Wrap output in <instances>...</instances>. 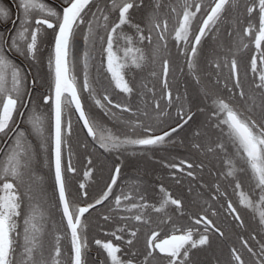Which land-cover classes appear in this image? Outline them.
<instances>
[{
  "label": "snow or ice",
  "instance_id": "obj_1",
  "mask_svg": "<svg viewBox=\"0 0 264 264\" xmlns=\"http://www.w3.org/2000/svg\"><path fill=\"white\" fill-rule=\"evenodd\" d=\"M14 9L0 2V23L11 22L10 28L0 30V264H64L66 255L62 252L63 237L59 234L54 235L53 247L45 254L44 236L49 234L50 209L35 195L36 151L20 126L25 121L38 138L40 152L51 157L56 191V203L51 208L59 211L63 225L62 229L53 225L52 230L67 236L72 253L69 264H88L86 214L91 215L97 206L107 207V214L101 216L105 224L120 225L104 235L130 248L139 231L133 230L130 222L151 227L153 221L146 210L158 214L155 228L147 236L146 255L140 264H151L154 254H162L166 264H192V250L210 247L213 237L225 236L221 227L209 218L217 216L215 205L219 198L226 197L221 184H216L209 193L204 211L190 218L194 226L178 227V221L167 210L169 206L182 210V201L173 198L163 184L159 186L163 195L158 206L148 203L139 179L132 185L118 184L123 167L120 160L110 169L109 182L98 198L89 201V192L84 190L86 185L80 183L78 195L83 200L82 204H75L71 185L77 168L67 145L72 120L66 114L70 111L78 114L86 136L105 154H143L175 143L174 134L189 125L196 112L185 108L183 94L173 93L169 49H175V54L184 59L199 84L201 78L196 75V69L204 41L210 35L215 37L226 23L230 27L226 34L234 45L225 48L218 44L213 49L209 67L214 69V78L202 89L210 103L198 109L205 114L204 127L217 134L213 138L204 133L203 141L193 147L222 160L227 167L224 176L233 178V193L239 205L251 210L253 218L258 213L257 229L248 238L238 237V246L229 249L227 264H264V0H64L60 11L44 0H14ZM140 9L145 16L134 22L133 16ZM125 29L133 34L129 35ZM49 31L47 74L42 79L39 74L30 75L31 69L20 67L14 58L21 56L37 62ZM81 38L83 82L78 85L73 52ZM246 38L254 43L255 51L248 68L241 73L236 54L241 47H249L244 43ZM145 48L150 49V55L145 54ZM94 51L100 57L99 68L108 74L112 87L126 99L138 97L137 103L114 102L107 89L98 95L89 74ZM149 62L160 63L162 78H159L158 91L144 81L138 88L132 83L133 73ZM151 75L157 77L155 71ZM244 80L251 81L247 91ZM81 91L87 92L95 106L125 131H113L90 116L81 100ZM37 94L47 112L35 103ZM173 108L175 126L170 124L168 130L161 128L157 133L156 128L171 118L169 110ZM195 135L200 137L201 133ZM229 145L234 153L228 152ZM237 161L245 167L238 169ZM87 164L89 167L83 172L85 180L91 178L94 170L90 154ZM165 167L173 170V178L176 172L184 173L188 169L187 177L196 179L194 169L202 171L204 164L181 160L166 163ZM241 171L248 175L247 192L241 189L237 176ZM226 212L236 227H245L230 199L226 201ZM161 229H170L172 234L158 239ZM125 233L131 239L125 241ZM94 243L104 250L110 264H133L132 259H122L120 243H114L113 239H95Z\"/></svg>",
  "mask_w": 264,
  "mask_h": 264
},
{
  "label": "trees",
  "instance_id": "obj_2",
  "mask_svg": "<svg viewBox=\"0 0 264 264\" xmlns=\"http://www.w3.org/2000/svg\"><path fill=\"white\" fill-rule=\"evenodd\" d=\"M147 2V0H146ZM145 16L143 9L137 10L133 16L134 22L141 21ZM129 35H132L130 29H125ZM230 31L229 24L226 23L221 26L220 32L213 36H209L203 44V53L199 59L196 69V75L200 76V83L197 84L193 79V73L189 72L184 59L175 54V49H169L170 55V74L169 80L171 81V87L173 93L179 92L185 96L184 105L185 108H191L193 112H196V116L189 125L177 134H174L173 140L175 143L166 144L162 148H157L151 150L152 155L143 154L132 155L130 153H125L123 155L105 154L103 150H97L96 146L91 143V139L86 136L85 130L82 128L81 122L77 119V114L74 111L68 112L72 120V133L67 139V145L71 149V156L73 158V165L76 166L77 172L72 174V199L77 205L82 204L83 198L78 195L80 189L79 184L84 178L83 171L89 167L87 164V159L89 154L93 160L94 170L91 178L85 180L86 185L84 190L89 192V201L94 198H98L102 194V189L105 188L106 183L109 182L110 169H112L115 162L118 160L123 161V167L121 170V177L118 180V184L132 185L134 181L139 179L141 184V190L146 197L148 203L157 204L161 199L162 193L159 190L160 184L173 195V198H178L182 201V210H177L175 206H169L168 214L173 216L177 221L178 227L184 226H194L190 218L196 217L198 213H201L206 208L204 204L205 200H209V193L214 191V186L216 184H221V191L226 193L225 198H219L215 207L217 211V216L209 218L222 228L225 236L220 238L219 236L213 237L211 246L199 249H194L190 253V258L192 264H227L229 259V249L232 246H238V237L243 235L248 238V235L253 230L257 229L258 213L256 218H253L251 210L243 208L239 205L238 197L233 193V178L225 177L224 173L227 171V167L222 162L219 157L207 155L203 151H198L194 144L201 143L204 139V133L215 138L216 132L210 131L205 124V114L198 111L199 108H205L206 104L210 101L204 98L202 89L211 84V80L214 78V69L209 67V62L213 59V49L216 48L218 44H223L225 48L234 45V41L229 39L227 32ZM242 31V29H241ZM51 41V39L49 38ZM83 43V39L81 38ZM244 43H248L249 47L247 49L240 48L239 52L236 54L238 60V66L243 73L249 65L250 57L255 51L254 43L249 41L247 38ZM84 44V43H83ZM138 47H144L143 45H137ZM235 50V49H234ZM145 54L150 55V49L145 48ZM43 65H45L43 63ZM97 68V67H96ZM90 70L93 71L91 65ZM98 72V68L95 69ZM155 71L157 77H152L151 73ZM44 76V72H42ZM41 75V78L42 77ZM107 75V73H106ZM135 80L134 86L139 87L141 81L147 84L149 88H155L159 90L160 83L159 78H161V67L160 63L157 62L153 65L151 62L147 63L142 69H137L133 73ZM175 76V79H173ZM245 90L247 91L248 85L251 83L249 80L243 81ZM98 84H96V87ZM105 89L108 90L110 96L116 101H125L127 103H137L138 97L133 96L130 99H126L125 96L119 91L109 88L108 81L105 83ZM98 90V88H97ZM215 91V90H214ZM103 91L98 90V95L102 94ZM84 98L87 101L86 112L95 117L99 122L106 125L109 129L113 131H125L117 125L111 117L105 116L103 111L95 106L93 101L89 98L88 93L84 91ZM47 112V110H44ZM171 118L164 121L161 127L156 128V132H160L161 128L163 130L168 129V125L174 126L172 121L175 119V109H170ZM207 111V109H205ZM127 118V116L125 117ZM26 122V121H25ZM26 134H28V139L31 140L33 148L36 151V158L34 162V175L36 178L34 181L35 195L39 202L49 207V220H48V232L49 234L44 236V245L47 255V250H51L54 244V235H62L61 248L62 252L66 254L64 259V264H69L68 257L72 255L71 246L69 244L67 236H63L62 232H53V225L57 228L62 229L63 225L60 223L61 216L58 210L51 208L52 205L56 203V191L54 185V174L53 169L50 164V154L41 153L39 150V141L35 134L31 133V126H24ZM200 132L201 136L197 137L195 133ZM87 144L88 148L85 149L84 145ZM234 148L229 145L228 152L234 153ZM67 153V149H65ZM181 160H188L189 162L198 165L203 163L204 169L195 170L196 179L187 177L185 169L184 173L176 172L175 178L172 175V169L165 167L166 163H179ZM245 166L237 161V168H244ZM76 176V177H74ZM238 178L241 182V189L248 191L247 185L248 175L246 172L241 171L237 173ZM73 177L75 180H73ZM114 192H118V189H114ZM232 200L233 204L237 207L241 214V218L245 222L244 228L236 227L235 221L227 216L226 212V201ZM106 205L109 202H105ZM224 205V207H220ZM149 214V218L153 221L151 227L144 225L142 223L132 224L130 222V227L137 231V236L133 239V246L130 248L125 243L117 242L111 236H105L104 232H111L116 227H119V223L109 222L107 224L101 219L103 214H107V207L97 206V210L93 211L91 215H87L88 224V264H110L106 258V253L103 249L95 245V239H113L114 243H120L121 247V257L123 260L128 259L133 260V264H140L146 255V241L147 236L153 228H155V221L158 219V214H155L151 209L146 210ZM103 229V231L101 230ZM202 231V226H201ZM170 229H161L160 234L165 235L170 233ZM119 235V233H118ZM131 239V237L125 233L124 240ZM135 254V255H133ZM152 259L151 264H160L161 262L166 264L164 260H160V256H155ZM247 260V256L245 255Z\"/></svg>",
  "mask_w": 264,
  "mask_h": 264
},
{
  "label": "flooded vegetation",
  "instance_id": "obj_3",
  "mask_svg": "<svg viewBox=\"0 0 264 264\" xmlns=\"http://www.w3.org/2000/svg\"><path fill=\"white\" fill-rule=\"evenodd\" d=\"M0 2H3L6 6L13 8V11H15V9H14V0H0ZM44 2L47 3L50 7L56 9L57 11H60L61 10V5L63 3V2H60V0H44ZM10 27H11V22H9L7 24L0 23V30H4V29L10 28ZM49 38L51 39V32L50 31H49L47 40L45 41L43 47L41 48V51L38 54L37 62L33 63V62H30V61L24 59L21 56H16L14 58L15 63H17L22 68L31 69L30 75L32 73H36V74H39L40 75V74H42V72H44V76L42 74V77H43L42 79H46V74H47V58L49 56V47H50V43H51V41L49 40ZM81 42H82V40L79 39L78 42H77V44H76V46H75V48H74V52H73V56H74V59H75L74 74L77 77V83H78V85H81L82 82H83V63H82V56H83V53H84V44L81 43ZM92 55L95 57V59L91 60L90 63H89L90 79L95 82V86H96V84H98L97 88H98L99 91L100 90L103 91L105 89V83H106V81H108L109 88L111 89V91L116 90V89H114L112 87L110 81L107 79L108 74L106 75V72H104L103 69H100L99 68L100 57H99L98 53L94 51V52H92ZM43 63L45 65H43ZM91 65L93 67V71L90 70ZM96 67L98 68V72L95 71V69H97ZM160 76L162 78V73H161ZM126 78H127V74H126ZM40 91H43V89H41ZM117 91H119V90L117 89ZM81 99H82V102L85 105V111H86V109H87V105H86L87 104V101L84 98V91H81ZM114 102H118V101L114 100ZM35 103L40 104L41 109H44V110H47L48 111V109L41 103V101L39 99V94H37ZM81 124H82V122H81ZM20 126L21 127H24V126H30V125H28L27 122H24V123H21ZM166 130H168V129H166ZM157 133H159V132H157ZM152 154H153L152 151H147L146 152V155H152ZM72 163H73V158H72ZM53 174H54V172H53ZM74 177H76V176H74ZM74 177H73V180H75ZM84 181H85V179H83L81 183H84ZM156 205L158 206V202H157ZM171 233L172 232H170L168 234H165V235H161L160 234L159 237H158V239H161V238H163V237H165V236H167V235H169ZM88 252H89V249H88ZM160 260H163L162 259V254L160 256ZM160 264H164V263L161 262Z\"/></svg>",
  "mask_w": 264,
  "mask_h": 264
},
{
  "label": "water",
  "instance_id": "obj_4",
  "mask_svg": "<svg viewBox=\"0 0 264 264\" xmlns=\"http://www.w3.org/2000/svg\"><path fill=\"white\" fill-rule=\"evenodd\" d=\"M172 234V233H171ZM171 234H169V235H171ZM179 234V233H178ZM167 236H165V237H163V238H161V239H164V238H166Z\"/></svg>",
  "mask_w": 264,
  "mask_h": 264
},
{
  "label": "rangeland",
  "instance_id": "obj_5",
  "mask_svg": "<svg viewBox=\"0 0 264 264\" xmlns=\"http://www.w3.org/2000/svg\"><path fill=\"white\" fill-rule=\"evenodd\" d=\"M60 2H64V0H60Z\"/></svg>",
  "mask_w": 264,
  "mask_h": 264
}]
</instances>
